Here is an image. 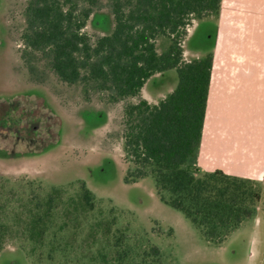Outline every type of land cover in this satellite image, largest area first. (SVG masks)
<instances>
[{"label": "rangeland", "instance_id": "rangeland-1", "mask_svg": "<svg viewBox=\"0 0 264 264\" xmlns=\"http://www.w3.org/2000/svg\"><path fill=\"white\" fill-rule=\"evenodd\" d=\"M28 2L0 0V209L29 210L54 189L62 192L43 242L19 223L4 239L0 264H264V183L254 215L218 241L169 205L152 176L126 179L134 166L126 105L159 103L177 75L157 73L139 95L118 100L95 81L65 82L22 40ZM74 2L92 7L84 30L94 39L113 31L110 0ZM169 43L160 36L157 51ZM83 183L93 209L81 201ZM0 220L17 219L3 213Z\"/></svg>", "mask_w": 264, "mask_h": 264}, {"label": "trees", "instance_id": "trees-1", "mask_svg": "<svg viewBox=\"0 0 264 264\" xmlns=\"http://www.w3.org/2000/svg\"><path fill=\"white\" fill-rule=\"evenodd\" d=\"M221 3L110 0L114 29L94 39L84 30L92 7L81 8L74 0H29L22 35L25 46L44 55L61 80L95 81L117 100L139 95L157 73L176 72V87L159 103L140 99L126 105L124 139L134 165L126 179L152 176L158 189L169 194L165 200L169 205L218 241L254 215L263 199L261 181L221 169L202 171L191 161L202 139L213 55L185 60L183 40L195 18L219 12ZM160 36L171 41L161 53L157 51ZM82 189L81 201L93 209L92 191L85 183ZM61 192L54 189L29 210L0 209V215L10 219L15 214L17 219L0 220V251L6 235L19 223L31 239L43 242ZM152 251L159 256L158 247Z\"/></svg>", "mask_w": 264, "mask_h": 264}, {"label": "crops", "instance_id": "crops-1", "mask_svg": "<svg viewBox=\"0 0 264 264\" xmlns=\"http://www.w3.org/2000/svg\"><path fill=\"white\" fill-rule=\"evenodd\" d=\"M209 54L206 117L193 164L264 183V0H222L219 12L195 18L184 59Z\"/></svg>", "mask_w": 264, "mask_h": 264}]
</instances>
